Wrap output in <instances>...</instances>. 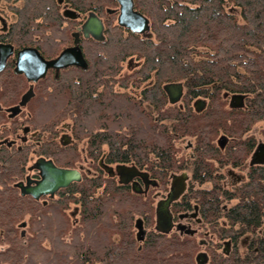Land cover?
<instances>
[{
    "label": "trees",
    "instance_id": "1",
    "mask_svg": "<svg viewBox=\"0 0 264 264\" xmlns=\"http://www.w3.org/2000/svg\"><path fill=\"white\" fill-rule=\"evenodd\" d=\"M5 2L16 15L9 40L35 43L47 57L60 52L80 23L64 17L57 0ZM69 2L82 13L102 15L106 7L117 5L115 0ZM134 4L150 20L149 35L121 27L113 13L105 21L103 40H82L88 68L70 66L57 77L41 79L27 106V121L46 135L36 153L65 166L82 162L91 171L44 204L21 195L13 184L23 175L30 151L0 149V264H198L195 237L155 230L154 199L108 176L98 164L101 151L109 163L151 170L165 189L171 171L188 167L202 187L191 185L173 208L182 201L192 207L196 201L208 228L220 237H233L229 254L210 241L204 264H264V164H247L257 143L250 131L258 123L264 139V0ZM128 61L136 65L124 70ZM170 81L184 85L181 106L170 103L162 88ZM131 85L147 87L136 94ZM17 87L7 80V100L0 105L14 103ZM234 93L245 95L243 107L227 106L224 94ZM195 97L207 100L201 111L191 104ZM4 120L0 110V137ZM64 122L73 144L61 145L56 139ZM221 131L238 138L225 152L214 144ZM187 138L193 142V159L182 149ZM227 163L247 171L233 192L215 175ZM235 198L238 202L224 211ZM224 214L229 226L220 223ZM137 219L146 230L142 239ZM23 220L28 222L24 234L18 225ZM241 231L251 235L243 254L236 246Z\"/></svg>",
    "mask_w": 264,
    "mask_h": 264
},
{
    "label": "flooded vegetation",
    "instance_id": "2",
    "mask_svg": "<svg viewBox=\"0 0 264 264\" xmlns=\"http://www.w3.org/2000/svg\"><path fill=\"white\" fill-rule=\"evenodd\" d=\"M57 2L60 4V7H61L60 9H61V12L64 15V17H67L68 19H72L75 21L76 20L80 21V23L75 24L74 29L71 30V32H70L71 33V39L69 42L65 43L62 46L61 50L63 48H66V47L74 44V33L75 32H79V45H80L81 49H82L81 43H82L83 39H86V40L94 39L92 36L84 37L82 31L79 30L81 25L87 19L88 15L91 12L96 13L102 19V21L104 23V27H105V21H106L107 17H110L113 13H115V15H116L115 18H116V22H117V16L119 13V11H118L119 5H118L117 1H116L117 5L112 6V7H106L105 10H106L107 14H103V15L101 13L100 14L97 13V11H94V10H88L86 13H82L81 11L74 8L71 5V3L69 2V0H57ZM5 3H6L5 0H0V43H11L13 45V53L7 58L5 66L0 71V73L2 75V78L0 79V85H2V88L0 91V95H2V98H0V102H4L6 99L4 97V92H5V84H6L7 80H12V82H14L15 84L17 83L18 87L16 90L17 93L12 99V100H14V103L10 104V105H4V106L0 105V110L2 112H4V114H5V120L2 123L3 134L0 137V149L5 148V149H9L10 151L12 149L30 151L27 154L26 159H25V168H24L23 175L21 177L15 179V180H13V184L18 188V190L21 194V189L16 185V183L23 182L24 184H26L27 180L29 179L31 185H33L35 183V180H38L40 178V170L34 166L36 163V160L39 157L51 159L59 167L77 168L80 170L82 177H83L84 171L88 172L91 170L88 168L87 165L83 164L82 162L77 163L76 166H68V165L65 166V165H60V164L56 163V161L52 157L45 156V155H39L36 153V147L39 146L43 140L46 139V135L40 134V130L35 129L33 127V125L27 121V117L30 116V113H29L27 106L29 103H31L34 100V98L36 96L37 88L39 86L40 80L47 77L50 74L57 77L59 74V71L64 69V68H61L58 71H56V69H54V68H48L45 76L38 79L37 81L28 80L24 73H20V72L15 71L18 51L25 48V47H34V48L38 49V51L46 59L54 58L60 52L55 56L47 57L41 52L40 48L35 43L34 44H26V45L25 44L18 45L17 43L10 41L9 40L10 36L8 35V32L11 29L12 22H14L16 20V15H15L14 11L11 10L8 7V5H6ZM67 10H72L73 12H70ZM64 11L68 12L67 15L64 14ZM147 34L149 35L150 32ZM104 35H105V28H104ZM87 43H90V42H87ZM82 51H83V49H82ZM83 55H84V52H83ZM84 57H85V55H84ZM126 65L127 66L124 67V70L129 69L130 67H133L136 64L128 61V62H126ZM124 66H125V64H124ZM75 67H77V66H75ZM66 68H68V67H66ZM79 68H81V67H79ZM87 68H88V62H87V66L85 68H81V69L86 70ZM166 83L163 84L162 88H163V90L167 96V99L169 100L168 95L164 89V85ZM146 84H148V83H146ZM182 86H183V94H184L185 88H184L183 83H182ZM145 87H147V85H145L139 89H136L134 85H131L129 90L132 93L140 94L141 90L144 89ZM30 88L32 89V95L28 99L26 105L22 106L20 110H18L13 115H11L13 113V111H9V110H7V108L10 106L18 104L20 102V100L22 99L23 94L26 93ZM117 89H118V86H117ZM224 96L227 99V106H231L230 100H231L232 94H224ZM182 97H183V95H182ZM182 97L178 102H176L180 106L183 103ZM199 102H200V105H199ZM191 104L197 111H201L202 109H204L206 107L207 100H206V98H203V97H195L192 99ZM198 106L200 108H198ZM62 127L64 129H61L59 131V134L56 138L57 141L61 145L73 144L74 139L72 138V136L69 132V124L63 123ZM236 139H238V138L232 137V136L221 131V132L216 134V136L214 138V142H215L214 144H215V147L220 149V151L225 152V150H226L225 147L230 145V142H232L234 140L236 141ZM257 143H258V141H257ZM257 143L254 146L253 150L251 151V153L248 157L247 164L250 166H251V164H250L251 155L253 154V152L257 146ZM103 147L104 148L106 147L105 143L102 144L101 148H103ZM182 149L184 151V154L188 155L189 158H191V159L195 158L196 153L194 151L193 142L188 140V138L185 140V143L182 144ZM104 157H105V152L101 151L98 164L101 166L102 170L105 173H107V171L104 169L103 166L114 167L117 164H121V163H111V162L109 163V162L105 161ZM124 164H127V163H124ZM128 165H131V164H128ZM132 165H135V164H132ZM137 167L142 171H146L149 174V179L157 181V184L153 186L150 183L149 187L146 189L143 179L139 176L134 177L132 179V181H130L128 183H120L119 179L116 175L111 176L108 173H107V175L115 178L116 181L120 184L128 185L133 193H136L139 195H145V196L151 195V197L154 199L153 200V203H154V225H155L156 202L158 199L166 196V193L169 190L171 178L173 175L180 174V173H185L187 175V179H186L187 186H186V190L184 193H186V191H188L190 189L191 185L193 186V189H200L202 187V185L199 184L196 176L194 177L192 171L186 166H184V168H180L177 172L176 171L170 172V174L168 175L169 183H168L166 189L164 187H162V185L160 184V182L158 180L157 175L153 174L151 172V170H149L147 168L139 167V166H137ZM215 175L217 176L218 181L222 184L223 188H225L228 191L233 192L234 186H238V185L243 184V181L247 178V171H246V169H243V166L239 167V166L234 165L232 163H227L223 166V169L221 171L215 172ZM82 177H81V179H82ZM133 181H137L139 183V186L141 187L140 192H136L133 190V187H132ZM74 182H78V181L71 182L65 188L69 187ZM210 186H213V185H210ZM63 188L64 187L60 188L57 192L54 193V195H49V194L43 195L37 200H41L45 204L49 198L55 197L57 195V193ZM21 195H23V194H21ZM24 195H29V194H24ZM182 195H181V197H182ZM181 197L178 200H180ZM237 202H238V199H236V198L232 199L227 203V207H223L222 209L224 211H227V210H229V208L233 207V204H236ZM182 203H184V202L182 201L179 203L180 205H177V206H179L178 208H180V210H178V208H176V210L173 208L174 202L171 204V211L173 213V221L175 224V227H173V229L171 230V233L176 232V233L183 234V235L185 234V235L194 236L195 239L197 240V242L200 244V248L198 249V252L205 253L207 256V260L209 258V253L207 251L206 246L210 245V241H212V240L214 242L220 243V251L221 252H224L226 254L231 253L232 248H233V237H231V235H225L223 237H220L216 232L212 231L211 228H208L209 225L206 222L204 216L202 215L200 208H199V205L196 203V201L192 202V207L182 206L181 205ZM219 220H220V223L229 226V220L225 214L222 215L219 218ZM135 224L139 228L137 236L143 237L146 233V230L143 227L142 222L137 219ZM18 225H19V230L21 231L22 234H24L25 230L27 228L26 226L28 225V222L23 220V221L19 222ZM178 226H179V228H178ZM242 227L243 226H241V228ZM237 228H239V227H237ZM236 238H237L236 246L238 247L239 252L241 254H243L246 250L247 244L249 243L251 235L250 234H243V231H241V233H239L236 236ZM247 239H249L248 243L247 244L245 243L243 245V243L245 241H247ZM242 245L243 246L246 245V246L243 247Z\"/></svg>",
    "mask_w": 264,
    "mask_h": 264
},
{
    "label": "water",
    "instance_id": "3",
    "mask_svg": "<svg viewBox=\"0 0 264 264\" xmlns=\"http://www.w3.org/2000/svg\"><path fill=\"white\" fill-rule=\"evenodd\" d=\"M116 1L119 5V13L117 16L118 25L134 33L148 35L147 33L150 32V20L146 15L135 8L134 0ZM67 11L73 12L72 10ZM67 11H64L65 15H67ZM104 28L102 19L96 13L91 12L79 30L82 31L84 37L92 36L95 40H103L105 37ZM12 53L13 45L11 43H0V71L3 69L7 58ZM69 66L81 68L87 66V61L79 45V32L74 33L73 45L63 48L56 57L51 59H46L38 49L34 47H25L19 50L15 71L24 73L28 80L37 81L45 76L48 68H54L58 71L61 68ZM164 89L171 103L178 102L183 95V86L180 81L167 82L164 85ZM31 95L32 89L30 88L23 94L18 104L8 107L7 110L13 111L11 114L13 115L20 110L22 106L26 105ZM244 98V94H233L230 100L231 106H243ZM198 108L200 107L198 106ZM250 164H264V141L258 142L251 155ZM34 166L40 170V178L35 180L33 185H31L29 179L26 184L18 182L16 185L21 189V194H29L35 199H39L43 195H54L60 188L68 186L73 181H79L82 177L79 169L59 167L51 159H46L44 157H39ZM103 167L109 175H116L120 183H128L132 181L134 177L139 176L143 179L146 189L149 187L150 183L153 186L157 184V181L149 179V174L146 171L140 170L136 165L121 163L114 167ZM186 179L187 175L185 173L173 175L166 196L157 200L155 207V230L162 233H169L173 227H175L171 204L178 200L185 192L187 186ZM132 187L136 192L141 191V187L137 181L132 182ZM206 260L207 256L205 253L199 252L196 255L198 264H204Z\"/></svg>",
    "mask_w": 264,
    "mask_h": 264
},
{
    "label": "rangeland",
    "instance_id": "4",
    "mask_svg": "<svg viewBox=\"0 0 264 264\" xmlns=\"http://www.w3.org/2000/svg\"><path fill=\"white\" fill-rule=\"evenodd\" d=\"M233 9H234V12H236V13H238V9L237 8H235V7H233ZM127 65H126V63H125V67H126ZM64 123H68V122H64ZM259 125H260V123H258L255 127H254V129H252L250 132L252 133V134H254V136L257 138V141L258 142H260V141H264V139H263V136L260 134V132H259V130H258V127H259ZM185 143V142H184ZM87 168V167H86ZM88 169V168H87ZM248 240L249 239H247V241H245L244 243H243V245L246 243H248ZM242 245V246H243ZM246 246V245H245ZM245 246H243V247H245Z\"/></svg>",
    "mask_w": 264,
    "mask_h": 264
},
{
    "label": "bare ground",
    "instance_id": "5",
    "mask_svg": "<svg viewBox=\"0 0 264 264\" xmlns=\"http://www.w3.org/2000/svg\"><path fill=\"white\" fill-rule=\"evenodd\" d=\"M138 235V234H137ZM143 235V234H142ZM202 261V260H201Z\"/></svg>",
    "mask_w": 264,
    "mask_h": 264
}]
</instances>
